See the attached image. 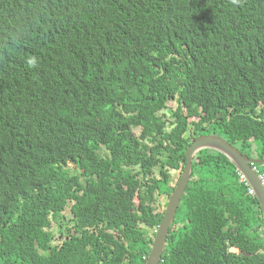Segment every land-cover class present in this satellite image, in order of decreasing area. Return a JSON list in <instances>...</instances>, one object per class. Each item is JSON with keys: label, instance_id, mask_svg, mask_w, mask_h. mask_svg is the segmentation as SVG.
Instances as JSON below:
<instances>
[{"label": "trees", "instance_id": "16d2710c", "mask_svg": "<svg viewBox=\"0 0 264 264\" xmlns=\"http://www.w3.org/2000/svg\"><path fill=\"white\" fill-rule=\"evenodd\" d=\"M199 133L264 158V0H0V264H144ZM239 177L195 155L160 264H264Z\"/></svg>", "mask_w": 264, "mask_h": 264}, {"label": "water", "instance_id": "95a60500", "mask_svg": "<svg viewBox=\"0 0 264 264\" xmlns=\"http://www.w3.org/2000/svg\"><path fill=\"white\" fill-rule=\"evenodd\" d=\"M206 148L218 151L227 156L229 161L235 166L236 170L244 177L245 181H247L253 189L254 195L258 199L264 223V186L261 182L259 174L250 166L251 162L264 164V158L248 156L218 135H200L192 144L188 146L185 151V165L178 182L167 199L163 216L155 232L150 252L144 264H159L161 261L162 254L166 246V238L169 233V227L175 218L180 199L185 192L191 176L193 157L197 152Z\"/></svg>", "mask_w": 264, "mask_h": 264}, {"label": "rangeland", "instance_id": "374dc122", "mask_svg": "<svg viewBox=\"0 0 264 264\" xmlns=\"http://www.w3.org/2000/svg\"><path fill=\"white\" fill-rule=\"evenodd\" d=\"M167 105H168V109H165L164 112L166 113V115H164L163 118L166 119L168 121V124L170 125V122H171V120H170L171 111L169 109L174 110L176 108V106H177V103L175 101H169ZM194 120H196V119H194ZM135 133L139 134L140 133V128H136L135 129ZM258 147L259 146L256 143H253L251 149L248 150L250 155H253L254 154L253 151L255 149L257 151ZM65 166L66 167H70L72 169L73 173H78L77 167L72 162H68ZM262 166H264V165L259 166L260 170H264V168ZM180 175H181V171L180 170H171L170 186H175L176 185L177 181L179 180ZM165 197L166 196L164 194L161 195V196H158L157 201H156V210L157 211H162L165 208V205L162 202V201L166 200ZM66 215L69 216V213H68L67 210H66Z\"/></svg>", "mask_w": 264, "mask_h": 264}, {"label": "clouds", "instance_id": "9594fccd", "mask_svg": "<svg viewBox=\"0 0 264 264\" xmlns=\"http://www.w3.org/2000/svg\"><path fill=\"white\" fill-rule=\"evenodd\" d=\"M166 109H168V107L166 108ZM170 111H172L171 109H169ZM165 111V110H164ZM164 115H166V113L164 112ZM194 119H196L195 121H197L198 120V118H192V119H189V120H194ZM164 120H166V119H164ZM170 120L172 121L173 120V118H172V112H171V116H170ZM171 123V122H170ZM166 124L167 125H169L168 124V121L166 120ZM136 128H140V130H141V126H138V127H136ZM136 128H134V133H135V129ZM168 129V131H169V127L167 128ZM136 134V133H135ZM140 134V133H139ZM139 134H136V135H139ZM208 134H215V135H218V136H220V137H222L221 135H219V134H217V133H199L195 138H191L190 139V144H192L193 142H194V140H196V138L198 137V136H200V135H208ZM187 135L188 136H191V134H190V132L188 131L187 132ZM222 138H224V137H222ZM225 139V138H224ZM226 140V139H225ZM227 141V140H226ZM229 142V141H228ZM230 143V142H229ZM189 144V145H190ZM231 144V143H230ZM253 144V143H252ZM188 145V146H189ZM233 145V144H232ZM188 146L186 147V149L188 148ZM233 146H235V145H233ZM235 147H237V146H235ZM238 148V147H237ZM186 149H185V151H186ZM239 149V148H238ZM202 150H211V151H213V152H218V151H215V150H212V149H208V148H206V149H202ZM202 150H200L199 152H201ZM240 150V149H239ZM241 151V150H240ZM199 152H197V153H199ZM101 153V155H103V153H102V151L100 152ZM196 153V154H197ZM218 153H220V152H218ZM195 154V155H196ZM222 154V153H221ZM246 154V153H245ZM195 155H194V157H195ZM224 155V154H223ZM247 155V154H246ZM248 156H252V157H255V158H259V157H257L256 156V152L253 154V155H248ZM194 157H193V160H194ZM227 157V156H226ZM229 160V159H228ZM185 162H186V154H185ZM74 164V163H73ZM256 164H258V163H255V162H251L250 163V166L252 167V169L254 170V171H256L258 174H259V176H260V179H261V182H262V184H263V179H264V172H262L260 169H259V167H257L256 166ZM75 165V164H74ZM184 165H185V163H184ZM184 165H183V167H184ZM262 165V164H261ZM76 166V165H75ZM66 167V166H65ZM67 168H69V169H71L70 167H67ZM192 168H193V162H192ZM72 170V169H71ZM183 170V169H182ZM182 170H181V172H182ZM77 171H78V173H79V169L77 168ZM238 172V171H237ZM192 173V172H191ZM75 174H77V173H75ZM238 175L240 176L239 178H240V181L241 182H244L245 183V185L248 187V193L249 194H251V195H253V196H255L254 195V191H253V189L250 187V185L247 183V181H245V179H244V177L240 174V172H238ZM190 178H191V176H190ZM190 180V179H189ZM178 182V181H177ZM263 186H264V184H263ZM175 187V186H174ZM174 187H173V189H174ZM256 197V196H255ZM233 250V249H232ZM147 258V257H146ZM146 261V260H145ZM159 264H160V262H159Z\"/></svg>", "mask_w": 264, "mask_h": 264}, {"label": "built area", "instance_id": "2783aa9c", "mask_svg": "<svg viewBox=\"0 0 264 264\" xmlns=\"http://www.w3.org/2000/svg\"><path fill=\"white\" fill-rule=\"evenodd\" d=\"M263 184H264V179H263Z\"/></svg>", "mask_w": 264, "mask_h": 264}]
</instances>
